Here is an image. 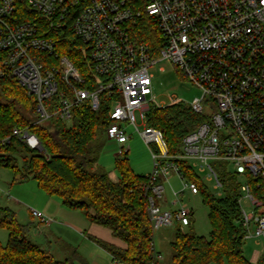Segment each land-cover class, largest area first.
<instances>
[{"label":"built area","instance_id":"2783aa9c","mask_svg":"<svg viewBox=\"0 0 264 264\" xmlns=\"http://www.w3.org/2000/svg\"><path fill=\"white\" fill-rule=\"evenodd\" d=\"M30 10L45 17V28L17 17ZM142 24L157 27L161 38L155 47L136 34ZM68 27L88 48L99 79L93 89L83 86L81 70L67 55L57 54L59 37ZM41 54L58 57L59 64L48 65ZM164 60L201 89V97L188 104L206 116L176 153L169 152L163 132L147 121L151 106L184 102L176 98L165 104L154 94L152 68ZM3 67L35 96L34 125L52 119L70 122L80 103L89 101L99 110L102 93L113 97L106 135L121 145L118 156L129 152V128L151 151L154 167L141 192L153 232L169 226L183 229L194 216L185 196L187 191L198 194V185L187 180L176 161L187 160L205 173L203 179L214 183L217 196L223 195L215 166L221 162L242 181L239 204L245 239L264 245V0H0L1 76ZM138 119L146 125L144 130ZM12 136L33 148L41 146L29 130L14 128ZM172 173L183 187L173 189L170 200L165 182ZM252 179H259L257 194ZM31 212L40 227L53 221L40 210ZM152 248L163 259L155 242ZM111 264L122 263L113 259Z\"/></svg>","mask_w":264,"mask_h":264},{"label":"trees","instance_id":"16d2710c","mask_svg":"<svg viewBox=\"0 0 264 264\" xmlns=\"http://www.w3.org/2000/svg\"><path fill=\"white\" fill-rule=\"evenodd\" d=\"M17 17L35 20L43 28L47 24L45 17L33 10L21 11ZM136 34L153 47L161 38L153 24H142ZM57 54L67 55L81 70L85 88L95 87L99 79L94 74L88 48L69 27L59 37ZM41 57L48 65L59 64V58L53 55L41 54ZM3 70L4 74L0 75V165L13 169L19 181L36 180L49 196L60 197L66 207L81 209L92 223L110 228L113 236L125 243L124 247L89 237L113 259L122 264H263L261 261L253 263L244 255L246 229L239 204L240 176L228 170L225 164L215 163L223 181V195L217 196L190 162L183 159L176 162L187 180L198 185V195L209 207L212 230L209 236L199 235L193 227V218L187 230L177 226L172 257L159 259L152 248L154 232L141 192L148 174H136L132 170L128 153L116 160L117 180H112L104 171L90 169L94 161L90 158L91 144L100 133L106 132L112 121L113 97L102 93L99 110H93L89 101L80 103L74 107L70 122L52 119L34 125L35 96L12 76L10 68L3 67ZM62 84L59 82L60 89L64 88ZM205 119L204 114L195 112L186 102L164 108L151 106L147 115L148 125L163 132L170 153L178 152L183 138ZM14 128L36 134L44 150L12 136ZM7 138L10 142H5ZM256 180L259 179H252L251 184L257 194ZM0 227L9 233L5 243L0 240V264H77L81 259L77 251L66 259H57L32 242L9 208L0 210ZM158 253L161 254L159 250ZM81 260L82 264H89Z\"/></svg>","mask_w":264,"mask_h":264},{"label":"rangeland","instance_id":"374dc122","mask_svg":"<svg viewBox=\"0 0 264 264\" xmlns=\"http://www.w3.org/2000/svg\"><path fill=\"white\" fill-rule=\"evenodd\" d=\"M161 68H164V71ZM152 72L155 74L154 94L158 101L168 104L178 98L190 103L202 95L201 89L185 78L169 60L160 62L152 68ZM138 124L140 130L145 129L146 125L140 119H138ZM129 133H132V137L125 145V148L129 150L127 155L129 165L136 174L151 173L154 165L149 146L139 133L134 132L133 128H129ZM120 148L121 145L109 139L106 132L100 133L91 144L90 158L94 161L90 169L95 172L104 171L112 180H117L119 171L116 168V160ZM200 175L203 177L205 173L201 172ZM207 183L216 192L214 183L211 181ZM165 187L171 200L172 190H180L183 187V182L175 173H172L169 183L165 182ZM5 200H11L13 206L6 205ZM185 201L193 208L195 231L199 235L209 236L212 230L208 217L209 207L203 203L202 196L187 191ZM46 202L47 204L44 206H47L48 212L51 216L53 215V218L50 216L49 218L56 222L54 228L48 225L40 227L39 220L32 216V209L45 213L39 207ZM14 203H21L18 210ZM0 205L15 212L18 222L32 234L33 232L41 234H38L41 240L37 243L43 249H47L49 243L55 252H60V249L61 253L52 252L55 258L60 260L70 257L74 251H77L81 259L86 260L89 264H111L109 253L93 241L89 235L106 241L122 243L120 239L113 236L110 228L92 223L83 210L66 207L60 197L49 196L34 179L19 181L18 178H15L14 170L5 166L0 167ZM245 207L249 212L253 209L250 204H246ZM176 228L177 226L162 227L154 232L156 247L166 260L170 259L173 254L172 243L175 239ZM183 229L187 230L188 228L184 227ZM8 236V230L0 227V240L5 243ZM243 249L244 255L251 262L259 263L261 261L264 264V245L261 242H256V239L246 240ZM81 259H78L76 263L82 264Z\"/></svg>","mask_w":264,"mask_h":264},{"label":"crops","instance_id":"0c3cea01","mask_svg":"<svg viewBox=\"0 0 264 264\" xmlns=\"http://www.w3.org/2000/svg\"><path fill=\"white\" fill-rule=\"evenodd\" d=\"M0 167H4L3 165H0ZM6 167V166H5ZM5 203H6V205H12L13 206V203H11V200H5ZM47 204V202L46 203H43V206H41V207H39L41 210H43L48 216H50V217H52L53 218V215L51 216L50 215V213L48 212V208H46L47 206H44V205H46ZM10 205V206H11ZM14 205H15V207H16V209L18 210V208H20V206L19 205H21V203H14ZM2 208H4V207H2L1 205H0V210L2 209ZM55 223L56 222H54V220L51 222V224L50 225H48V226H51L52 228H54V225H55ZM43 228V227H42ZM40 230V229H39ZM39 234V233H38ZM37 233H35V232H33V234L30 232V231H28V229L27 228H25V235L32 241V242H34V243H36V244H38L37 242H39L41 239H39L40 237H39V235H41V234H39L38 235ZM50 242V241H49ZM110 242H112V243H115V244H117V245H119V246H122V247H124L125 246V243L124 242H122V243H119V242H114V241H110ZM39 245V244H38ZM41 246V245H40ZM45 250H47L50 254H52L53 255V253L52 252H54L55 254H58V253H61V250L59 249V251L60 252H55L52 248H51V245H50V243H49V247L47 246V249H45ZM53 250V251H52ZM109 256H110V258H111V261L113 260V258H112V256L110 255V254H108ZM54 256V255H53ZM55 257V256H54Z\"/></svg>","mask_w":264,"mask_h":264},{"label":"water","instance_id":"95a60500","mask_svg":"<svg viewBox=\"0 0 264 264\" xmlns=\"http://www.w3.org/2000/svg\"><path fill=\"white\" fill-rule=\"evenodd\" d=\"M40 150H42V151L44 150V148H43V146H42V145L40 146Z\"/></svg>","mask_w":264,"mask_h":264}]
</instances>
